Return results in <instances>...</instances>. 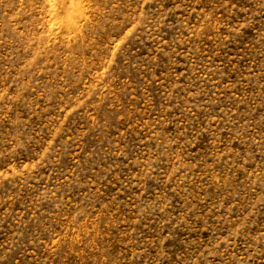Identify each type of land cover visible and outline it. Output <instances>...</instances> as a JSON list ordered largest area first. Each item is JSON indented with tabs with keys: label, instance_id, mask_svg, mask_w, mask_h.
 <instances>
[{
	"label": "rangeland",
	"instance_id": "1",
	"mask_svg": "<svg viewBox=\"0 0 264 264\" xmlns=\"http://www.w3.org/2000/svg\"><path fill=\"white\" fill-rule=\"evenodd\" d=\"M0 264H264V0H0Z\"/></svg>",
	"mask_w": 264,
	"mask_h": 264
}]
</instances>
